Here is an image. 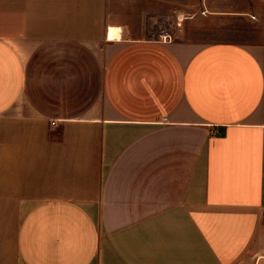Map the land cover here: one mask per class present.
<instances>
[{"label":"crops","instance_id":"crops-1","mask_svg":"<svg viewBox=\"0 0 264 264\" xmlns=\"http://www.w3.org/2000/svg\"><path fill=\"white\" fill-rule=\"evenodd\" d=\"M263 225L264 0H0V264H244Z\"/></svg>","mask_w":264,"mask_h":264},{"label":"rangeland","instance_id":"rangeland-1","mask_svg":"<svg viewBox=\"0 0 264 264\" xmlns=\"http://www.w3.org/2000/svg\"><path fill=\"white\" fill-rule=\"evenodd\" d=\"M126 31L127 30L121 29L119 41H107L105 43H102V45H100L99 47V52L101 53V55H107L117 46V43L123 42L124 40H128L130 38L139 37V35L147 36L150 38H158L163 40L164 42H170L167 36H161V34L166 31V28L158 25L156 27L149 28H134L132 30H129V33H126ZM223 38L240 40L246 43L251 40V32L248 27H245V25L243 27L242 22H237L236 24H232L230 27L226 28L220 27L204 30L202 32H196L195 30H193L190 34H188V36H183L182 40L194 42L190 43V45H192L194 48H197L201 46L206 40ZM179 39L175 38V40ZM251 252L244 259V264H264V225L261 229L259 238Z\"/></svg>","mask_w":264,"mask_h":264},{"label":"built area","instance_id":"built-area-1","mask_svg":"<svg viewBox=\"0 0 264 264\" xmlns=\"http://www.w3.org/2000/svg\"><path fill=\"white\" fill-rule=\"evenodd\" d=\"M167 35H168V32L167 31H165V32H163V34H161L162 37H164V36L166 37ZM51 123L54 124L53 121Z\"/></svg>","mask_w":264,"mask_h":264}]
</instances>
